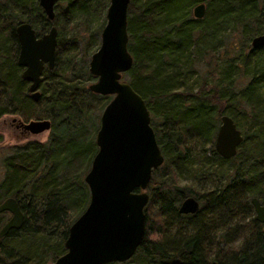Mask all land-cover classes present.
I'll list each match as a JSON object with an SVG mask.
<instances>
[{
  "label": "trees",
  "instance_id": "16d2710c",
  "mask_svg": "<svg viewBox=\"0 0 264 264\" xmlns=\"http://www.w3.org/2000/svg\"><path fill=\"white\" fill-rule=\"evenodd\" d=\"M200 1L203 15L190 16V7ZM107 3L65 0L63 6L54 4L49 20L36 0H0V116L50 121L46 140L11 146L1 158L0 201L14 197L23 221L0 236V264L53 261L64 251L68 225L87 203L83 175L96 150V118L109 98L87 88L94 76L86 57L98 45L103 17L88 29L81 47L74 30L100 16ZM21 21L37 34L56 28L54 64L42 70L37 99L30 97L16 62L14 26ZM262 31L264 0L128 1L126 46L132 62L127 82L143 98L149 116H157L151 115L149 124L163 160L145 189L140 243L130 258L106 264H264V227L253 218L249 201L255 196L264 203V47L249 43ZM232 33L241 40V56L225 58V66L212 63ZM239 73L247 79L234 90ZM221 113L242 129L229 158L213 148ZM237 113L244 116L243 124ZM189 158L196 159V170L226 165L214 186L193 193L176 171ZM187 195L197 199L198 208L179 213L178 203ZM7 216L0 212V225Z\"/></svg>",
  "mask_w": 264,
  "mask_h": 264
},
{
  "label": "water",
  "instance_id": "95a60500",
  "mask_svg": "<svg viewBox=\"0 0 264 264\" xmlns=\"http://www.w3.org/2000/svg\"><path fill=\"white\" fill-rule=\"evenodd\" d=\"M47 19L54 15L56 0H36ZM129 0H108L99 42L87 61L94 79L87 88L98 94L111 95L99 114L95 131L96 150L83 175L88 200L81 212L70 222L63 239L64 251L53 264H106L124 261L134 253L144 234L143 207L147 201L146 186L152 169L163 160L149 124V110L141 95L121 74L129 69L132 58L127 50L126 8ZM192 15L201 17L204 3L192 6ZM18 44L16 62L20 76L28 82L27 90L33 99L44 68H52L56 44V28L37 34L26 21L14 26ZM251 48L264 47V31L251 36ZM213 148L221 157L236 153L242 140L241 130L226 113L218 116ZM26 133L49 129L48 118L18 121ZM253 218L264 227V203L255 196L249 198ZM198 201L192 195L183 197L177 206L179 213H192ZM9 216L0 225V236L18 228L23 212L12 196L0 201V212Z\"/></svg>",
  "mask_w": 264,
  "mask_h": 264
},
{
  "label": "rangeland",
  "instance_id": "374dc122",
  "mask_svg": "<svg viewBox=\"0 0 264 264\" xmlns=\"http://www.w3.org/2000/svg\"><path fill=\"white\" fill-rule=\"evenodd\" d=\"M59 3V6H63L65 4V0H56L55 4ZM105 7H103L102 10H100L99 15L100 16H95V18H92L88 23H80L74 30L75 35L77 36V41L79 44V47L82 46V40H84V36L86 35L87 31L89 28H95L97 23L102 19L101 16L103 17L102 21L104 23V12H105ZM192 6L190 7L189 10V15L193 17L192 15ZM100 31V30H99ZM224 31L228 32L227 29ZM225 41L222 43L221 46H219L216 51L219 53L220 58L215 60L212 63H216L217 65L225 66L226 64V59L227 60H232L239 57L240 53V46H241V40L239 38V35H234L232 34H227L225 36ZM79 39V40H78ZM99 39V35H98ZM244 51V50H243ZM242 54V53H241ZM241 56V55H240ZM88 57H86V65L88 61ZM234 60V61H235ZM197 71L201 70L200 66H197ZM195 77V73H192L190 76L189 80H193ZM129 75L127 72H123L121 74V79L128 81ZM246 77H243L240 73L236 75L235 79L232 81V88L234 90L240 88L246 81ZM90 82L87 81L86 84ZM195 86V84H194ZM38 89V88H37ZM39 91V89H38ZM40 93V92H39ZM108 98L110 99L111 95H107ZM152 115L154 120H157V116L153 114V112H150V116ZM237 120L239 123L243 124L245 121L244 116L242 113H237L236 116ZM34 119V118H31ZM27 121V120H22L19 116L16 114H4L0 116V171H1V158L3 155L7 154L9 152V149L11 146L15 145H20L25 143L26 141H44L47 138L48 135V129L43 130L39 133L31 134V133H22V130L20 129V126H18V121ZM97 125L99 123V117L98 119L96 118ZM219 120L216 122L218 124ZM239 128V126H238ZM241 132L242 129L240 128ZM194 149H197V147H194ZM189 162H185V164H182L177 171V177L181 183H186L190 186L192 192H202L208 188H211L214 186L215 182L218 179V176L220 174V170L223 166L226 165V163H223L220 168L219 166L213 167L209 166L204 169H198L196 170L197 167V161L194 158H189ZM86 186V185H85ZM87 189V186H86ZM193 193H191L193 195ZM87 198H88V189H87ZM88 200V199H87ZM8 217V216H7ZM188 222V221H186ZM191 221L187 223V225L190 226ZM190 223V224H189ZM185 225L183 226V228ZM46 264H53L52 260H49Z\"/></svg>",
  "mask_w": 264,
  "mask_h": 264
},
{
  "label": "flooded vegetation",
  "instance_id": "af4514ba",
  "mask_svg": "<svg viewBox=\"0 0 264 264\" xmlns=\"http://www.w3.org/2000/svg\"><path fill=\"white\" fill-rule=\"evenodd\" d=\"M20 129H21V127H20ZM22 130V133H24L25 131L23 130V129H21ZM8 213V216H9V212H7Z\"/></svg>",
  "mask_w": 264,
  "mask_h": 264
}]
</instances>
